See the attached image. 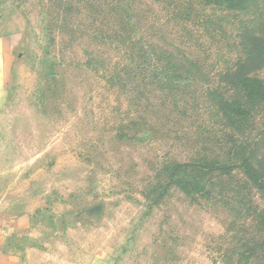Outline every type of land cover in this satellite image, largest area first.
I'll list each match as a JSON object with an SVG mask.
<instances>
[{"label":"rangeland","instance_id":"rangeland-1","mask_svg":"<svg viewBox=\"0 0 264 264\" xmlns=\"http://www.w3.org/2000/svg\"><path fill=\"white\" fill-rule=\"evenodd\" d=\"M262 18L264 1L0 0V232L22 264H264V191L240 167L264 158V103L235 134L216 101Z\"/></svg>","mask_w":264,"mask_h":264},{"label":"trees","instance_id":"trees-1","mask_svg":"<svg viewBox=\"0 0 264 264\" xmlns=\"http://www.w3.org/2000/svg\"><path fill=\"white\" fill-rule=\"evenodd\" d=\"M264 0H204L206 5L218 6L225 8L230 11L236 12H251V10L263 2ZM131 7V6H130ZM128 8L127 15L121 14V10H114V15H118V31L128 30L129 32L133 31L135 28V17L130 11L132 8ZM133 12V11H132ZM134 34V32H132ZM136 35V34H135ZM242 42L240 45L243 47L244 55L241 58H238L236 62L223 74L222 80L225 83V87L217 94V105L219 111L222 114V117L228 123V126L233 129V133H246L248 126V117L251 115L253 109L257 108V105H260L261 102L264 103V79L258 76L260 69L264 68V18L261 19L259 24L253 26L252 28H247L245 33L242 35ZM128 43L132 46V51L128 54L130 57L131 63H137L145 65L147 61L145 56H149L150 52L146 50V53L141 55L140 60L137 53L136 46H141L140 50H145L139 40L132 36L128 39ZM164 53V52H163ZM163 58L167 65L176 66V60H172L170 56L164 53ZM161 64V63H160ZM141 66V67H143ZM166 71V74L169 76L173 72L170 71L167 67L162 69ZM232 133V134H233ZM235 137L233 134L232 137ZM229 138L228 142H230ZM237 141L239 143H237ZM241 141L233 140L230 144L229 156L233 153H239L245 149L241 146ZM258 144V142H257ZM239 148L238 150H236ZM258 148L254 147V151L251 150L250 153L245 155L242 154V162L240 167L243 169L244 174H246L249 179H251L254 185L258 190L264 191V158H258ZM203 169L210 170H229L221 165L218 160L215 159H203ZM191 169L195 170V175L199 171L196 169L199 168L194 165H187ZM196 176H193L195 180ZM264 222V214L260 217ZM264 224V223H263Z\"/></svg>","mask_w":264,"mask_h":264},{"label":"crops","instance_id":"crops-1","mask_svg":"<svg viewBox=\"0 0 264 264\" xmlns=\"http://www.w3.org/2000/svg\"><path fill=\"white\" fill-rule=\"evenodd\" d=\"M12 52L11 34L0 33V96L4 90L2 70L6 68ZM7 242L8 238L0 232V264H22L21 256L17 252L9 250Z\"/></svg>","mask_w":264,"mask_h":264}]
</instances>
